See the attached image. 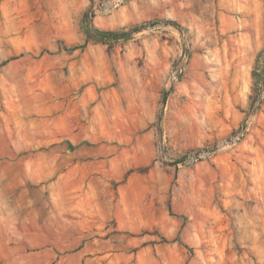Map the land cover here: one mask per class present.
<instances>
[{
  "label": "rangeland",
  "instance_id": "rangeland-1",
  "mask_svg": "<svg viewBox=\"0 0 264 264\" xmlns=\"http://www.w3.org/2000/svg\"><path fill=\"white\" fill-rule=\"evenodd\" d=\"M104 1L0 0V159L35 164L14 220L0 203V264L22 231L56 233L42 261L264 264V0Z\"/></svg>",
  "mask_w": 264,
  "mask_h": 264
},
{
  "label": "crops",
  "instance_id": "crops-1",
  "mask_svg": "<svg viewBox=\"0 0 264 264\" xmlns=\"http://www.w3.org/2000/svg\"><path fill=\"white\" fill-rule=\"evenodd\" d=\"M17 161L15 162H7V158L0 159V203L1 206H4L7 210L8 215L12 220H14L15 217L11 215V211L8 209L13 208V205L24 208L22 205L23 203H18L15 201H12V204L9 202V192H13L18 186L24 184V177H25V171L31 175L33 174V169L35 167L34 162H32L30 159H26L24 153L18 154V157L16 158ZM32 159V158H31ZM23 223L26 221L25 219H20ZM17 221V220H16ZM18 222V221H17ZM27 222V221H26ZM32 224L33 228L38 227V223L35 221H30L28 219V223ZM12 224V222H11ZM70 224L73 225L74 222L70 221ZM73 226L70 227V233H72ZM25 232V231H22ZM22 232L16 233V238L20 240L22 245H25L26 243L24 240H27L28 245L32 250L29 252L24 249L25 247H17L15 250L12 248L9 249L10 257H7L6 264H88L86 262L85 257L87 256L89 249L87 247L78 248L76 251H73L71 254L62 257L61 260H57V252L55 250L48 251L46 254V258H44V261H42L41 257L34 253L35 249L40 246L39 240L45 239V240H51L56 239L57 235L53 231L49 232H34L33 234L26 235ZM71 239H77L79 236H73L71 235ZM34 249V250H33ZM48 257V258H47Z\"/></svg>",
  "mask_w": 264,
  "mask_h": 264
},
{
  "label": "built area",
  "instance_id": "built-area-1",
  "mask_svg": "<svg viewBox=\"0 0 264 264\" xmlns=\"http://www.w3.org/2000/svg\"><path fill=\"white\" fill-rule=\"evenodd\" d=\"M128 1L129 0H106L96 5L94 7V10L97 14L107 15L113 12L114 10L120 8ZM178 76L179 75L177 70L172 73L170 77V81L172 84H174L177 81ZM250 125H251V117H249V119L242 125L240 131L235 136L230 137L232 138V141L228 143V147H230L231 145H236L241 140V137L245 135Z\"/></svg>",
  "mask_w": 264,
  "mask_h": 264
},
{
  "label": "trees",
  "instance_id": "trees-1",
  "mask_svg": "<svg viewBox=\"0 0 264 264\" xmlns=\"http://www.w3.org/2000/svg\"><path fill=\"white\" fill-rule=\"evenodd\" d=\"M182 32H185V29L181 27L179 24L173 22ZM86 36L87 41H94V42H102V43H111V42H117L123 38L127 37V33L121 29V30H114V31H103V30H91L86 29ZM128 174H126L127 176ZM123 181L122 183H124ZM170 241L166 239L165 237H162L161 243H169ZM146 246V245H143Z\"/></svg>",
  "mask_w": 264,
  "mask_h": 264
},
{
  "label": "water",
  "instance_id": "water-1",
  "mask_svg": "<svg viewBox=\"0 0 264 264\" xmlns=\"http://www.w3.org/2000/svg\"><path fill=\"white\" fill-rule=\"evenodd\" d=\"M172 24H173V23H172ZM156 25H157V23H151V24L148 25V27H149L150 29H152V28H154ZM178 29H179V28H178ZM138 30H140V29H136L135 31H138ZM179 30H180V29H179ZM180 31H181V30H180ZM168 94H169V92L166 94L164 102H166L167 97H168ZM250 117H251V116H250ZM231 141H232V138H229L228 141H226L225 144H223V146L228 145V143H230ZM218 149H219V148L214 149V150H206L205 154H208V155L214 154V153H216V152L218 151ZM197 158H198V155H191V156L188 157L187 159H197ZM187 159H185V160H183V161H181V162L183 163V162H185ZM179 163H180V162H174V163H171V164H172V165H177V164H179Z\"/></svg>",
  "mask_w": 264,
  "mask_h": 264
}]
</instances>
